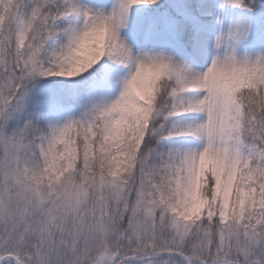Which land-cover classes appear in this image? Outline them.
Returning a JSON list of instances; mask_svg holds the SVG:
<instances>
[{
	"label": "snow or ice",
	"instance_id": "1",
	"mask_svg": "<svg viewBox=\"0 0 264 264\" xmlns=\"http://www.w3.org/2000/svg\"><path fill=\"white\" fill-rule=\"evenodd\" d=\"M0 264H264V0H0Z\"/></svg>",
	"mask_w": 264,
	"mask_h": 264
}]
</instances>
